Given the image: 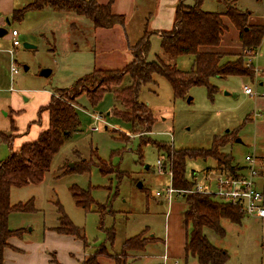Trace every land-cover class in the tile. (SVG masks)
Here are the masks:
<instances>
[{"label":"rangeland","instance_id":"1","mask_svg":"<svg viewBox=\"0 0 264 264\" xmlns=\"http://www.w3.org/2000/svg\"><path fill=\"white\" fill-rule=\"evenodd\" d=\"M32 1L0 0V28L7 32L0 37V162L23 143L36 139L29 130L45 129L47 115L41 109L52 96L64 94L65 89L94 69L124 68L132 61L128 47L142 38L150 44L146 61L159 60L181 72L191 68L190 56L172 58L161 51L159 35L172 29L178 4L192 6L193 0H114L112 12L124 16V26L96 31L84 17L48 8L26 10L20 19H12L13 10L19 11ZM96 1L104 5L109 0ZM232 1L238 10L250 14V24L264 26V0ZM201 9L225 12L224 5L215 0H203ZM224 23L227 33L219 51L227 54L223 58L226 62L242 49L237 41L238 31L227 19ZM13 30L18 33L16 40L20 44L15 49ZM23 44L34 48L25 49ZM256 54L251 58L254 78H211L209 84L216 88L212 98L204 86H193L186 95L175 97L164 77L153 76V83L138 92L139 103L151 110L155 121L148 133H131L129 122L114 115L117 106L112 92L103 94L98 102L90 101L85 93L77 97L79 130L63 141L42 182L10 190V205L31 200L33 211L9 215L8 229L21 234L10 239L14 249L4 251V263L80 264L100 247H105L110 255L119 254L126 240L140 234L154 237L156 242L147 244L137 259H128V264H164V241L173 247L174 254L179 253L191 225L185 227L181 221V197L174 195L170 207L164 195L156 196L168 187L170 177L166 162L162 172L156 165L165 152L155 144L176 151H207L217 138L226 141L219 152L230 156L232 165L245 166L244 157L249 155L257 160L255 169L263 170L259 161L264 156V37ZM12 63L17 73L11 78ZM43 70H50L51 74L43 77ZM130 83L126 76L116 89ZM94 84H86L84 92L97 91ZM244 86L252 90L251 96L244 94ZM91 115L103 120L98 132H90L95 123ZM1 134L12 136L10 143ZM83 165L88 170L75 169ZM216 166L210 157L186 159V180L203 185L205 174L216 171ZM74 186L86 192L92 203L84 208L77 205L71 192ZM167 212L170 215L166 220ZM64 219L79 230L86 245L55 231ZM220 225L223 236L209 229H204L203 234L210 244L227 252L225 264H264V220L246 216L240 225L227 220ZM112 232L111 243L108 234ZM99 263L114 264L106 258H100ZM174 263L197 261L191 256H173L167 264Z\"/></svg>","mask_w":264,"mask_h":264},{"label":"trees","instance_id":"2","mask_svg":"<svg viewBox=\"0 0 264 264\" xmlns=\"http://www.w3.org/2000/svg\"><path fill=\"white\" fill-rule=\"evenodd\" d=\"M215 1L224 5V13L203 11L201 9L203 0H193L192 6L179 3L175 10L172 29L159 35V47L164 54L172 58L180 56L192 58L189 72H181L175 67L162 64L159 60L146 61L150 44L147 38H142L135 45L128 47L132 61L124 68L94 69L78 79L70 89H65L64 94L52 96L48 105L42 108V111L40 110L48 114L47 128L40 132L35 140L23 143L17 150L12 151L6 161L0 162V264H5L4 251L14 249V246L9 244L10 239L21 234V231L8 229L9 215L13 212L33 211L31 200L25 204L10 205V190L38 185L42 182L63 141L79 130V118L75 105L77 97L85 93L90 101L98 102L103 94L112 92L117 106L113 109L114 115L129 122L131 133H148L152 131L155 121L151 110L139 103L138 92L142 86L153 83V76L164 77L171 85L175 97L186 95L188 89L193 86H204L207 87L210 98L216 92V88L209 84L211 78L222 79L231 76L254 78L253 66H248L246 60L256 54L264 37V26L250 24V14L247 11L238 10L234 1ZM113 2L114 0H109L103 5L96 0H33L21 10H13L12 19H20L26 10L48 8L84 17L93 31L111 30L115 26L123 27L125 21L124 16L112 12ZM224 19H227L238 31L237 41L242 49L232 61L226 62H223V58L227 54L219 51L222 39L227 33ZM126 76L130 79V85L117 90L116 88ZM85 83H95L97 91L84 92L87 88ZM1 137L7 143H10L12 139V136L6 137L2 134ZM225 144L226 141L216 138L212 148L207 151L186 149L176 151L155 145L158 150L165 152L166 163L169 165L168 171L170 170L168 172L170 184L173 189L191 191L195 187V182L186 180V159L210 157L217 164L215 170L226 175L236 176L235 174L243 169L241 166L232 165V158L219 152ZM75 169L83 172L88 170V167L83 165ZM71 192L77 205L84 208L88 206V203H92L88 194L78 187L74 186ZM178 196H181L184 203L182 223L185 227L188 224L191 225V230L185 237V258L191 256L196 259L197 264H225L228 261L227 252L210 244L203 230L209 229L216 235L223 236L224 230L220 222L227 220L232 224L240 225L246 217L241 208L206 195L186 193ZM55 231L61 235L75 237L86 245L79 230L65 219ZM108 239L112 243L113 232L108 234ZM151 242H156V239L140 234L126 240L119 254L110 255L105 247H100L92 255L84 258L80 264H100V258L111 259L114 264H128V259H137V256L144 252L145 246ZM52 259L55 263L56 260Z\"/></svg>","mask_w":264,"mask_h":264},{"label":"built area","instance_id":"3","mask_svg":"<svg viewBox=\"0 0 264 264\" xmlns=\"http://www.w3.org/2000/svg\"><path fill=\"white\" fill-rule=\"evenodd\" d=\"M17 36L18 33L13 30L11 32L13 49L20 46L19 42L16 40ZM256 55L257 54H253L248 58V66H253L252 59ZM16 73L17 70L15 69L12 63L10 68V77L12 78V76ZM243 92L245 95L248 96H251L253 94L252 90L247 86L243 87ZM91 118L94 120L95 123L93 126H91L90 132H98L100 129L99 123H101L103 120L101 116L91 115ZM244 161L246 165L243 166V169L237 172V174H235L236 176L226 175L217 171H213L209 175L205 174V183L203 185H197L195 183V187L191 191H178L173 189L171 184H169L168 187L165 188L164 192H157L156 196L160 197L164 195L168 204H171L174 195L194 193L211 196L219 201L229 203L234 206H239L245 216L264 219L263 195L262 192L256 188L254 182L257 176V169H255L257 160L256 158L247 155L244 157ZM165 162L166 157L164 155H161L156 162V165L160 172H162V170L166 168ZM195 179H197L196 176Z\"/></svg>","mask_w":264,"mask_h":264},{"label":"crops","instance_id":"4","mask_svg":"<svg viewBox=\"0 0 264 264\" xmlns=\"http://www.w3.org/2000/svg\"><path fill=\"white\" fill-rule=\"evenodd\" d=\"M46 105H48V104H46ZM46 107V106H45ZM43 113H45L46 115H47V120L45 119V129L47 128V125H48V114H47V112H43ZM44 129V130H45ZM43 131V130H42ZM42 131H40V130H32V132H30V130H29V134H31L32 133V137H35V136H37L38 134H39V132H42ZM33 140V139H32ZM260 159H261V161H259V164H260V166L261 167H263L264 168V156H262V157H260ZM240 167V166H239ZM241 167H243V166H241ZM258 172V174H257V176H256V178H255V180H254V182H255V186H256V188L258 189V190H260L261 192H262V195H263V201H264V169L263 170H257ZM196 176V174L194 175V177ZM169 177H170V175H169ZM178 196V195H177ZM178 197H181V196H178ZM173 201V200H172ZM161 203V202H160ZM169 206L171 207L172 206V202H171V204H169ZM170 209V208H169ZM169 212H167L166 214H165V217H166V220H167V218L169 217ZM181 218V221L183 220V216H181L180 217ZM254 218V217H253ZM255 220H258V221H261V220H264V219H258V218H254ZM183 237H184V235H183ZM184 244H185V240H183V243H182V245H181V249H180V252L179 253H177V254H174L171 250L173 249V247H172V249L169 247V245H167L166 244V242L164 241L163 242V246H164V250H165V255L162 257V259H163V263L164 264H167V262L170 260V258L171 257H173V256H176V257H185V255H184ZM102 260V259H101ZM131 261H134V260H131ZM174 264H177V263H174Z\"/></svg>","mask_w":264,"mask_h":264},{"label":"water","instance_id":"5","mask_svg":"<svg viewBox=\"0 0 264 264\" xmlns=\"http://www.w3.org/2000/svg\"><path fill=\"white\" fill-rule=\"evenodd\" d=\"M6 34H7L6 30L3 29V28H0V37H3V36L6 35ZM23 47H24L25 49H33V48H34V46L29 45V44H23ZM50 74H51V71H50V70H43V71L41 72V75H42L43 77H48ZM236 142H237V143H240V140H236Z\"/></svg>","mask_w":264,"mask_h":264},{"label":"bare ground","instance_id":"6","mask_svg":"<svg viewBox=\"0 0 264 264\" xmlns=\"http://www.w3.org/2000/svg\"><path fill=\"white\" fill-rule=\"evenodd\" d=\"M255 53H256V52H255ZM248 57H249V56H248ZM246 66H247V65H246ZM250 68H251V67H250ZM164 171H165V170H164ZM169 171H170V170H169ZM169 171H168V172H169ZM257 172H258V171H257ZM257 174H258V173H257ZM227 175H229V174H227ZM232 175H233V174H232ZM204 196H205V195H204ZM236 207H237V206H236ZM242 213H243V212H242Z\"/></svg>","mask_w":264,"mask_h":264}]
</instances>
